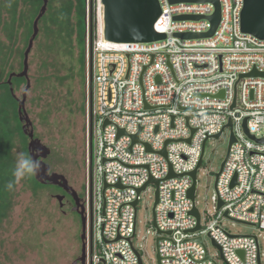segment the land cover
I'll return each instance as SVG.
<instances>
[{"label":"built area","instance_id":"2783aa9c","mask_svg":"<svg viewBox=\"0 0 264 264\" xmlns=\"http://www.w3.org/2000/svg\"><path fill=\"white\" fill-rule=\"evenodd\" d=\"M158 1L154 29L163 40L107 42L102 10L96 36L90 39L87 262L140 264L134 246L136 214L141 194L153 186L160 264H217L204 236L219 247L217 256L225 264H262L258 236L231 234L221 222L227 219L264 231V142H259L264 139V77H245L264 73V40L241 31L243 0H218L220 19L209 37L204 35L212 28V3ZM225 131L234 141L214 185L213 220L202 223L199 213L200 230L194 232L197 220L189 213L196 208V191L194 201L188 196L191 173L201 160L197 183L209 142Z\"/></svg>","mask_w":264,"mask_h":264},{"label":"rangeland","instance_id":"374dc122","mask_svg":"<svg viewBox=\"0 0 264 264\" xmlns=\"http://www.w3.org/2000/svg\"><path fill=\"white\" fill-rule=\"evenodd\" d=\"M93 0H85L86 22V70L88 71V50L90 44V23ZM95 18L98 22L101 15L99 0H95ZM24 6L22 9H26ZM59 4L53 3V10ZM47 12V9H46ZM46 14V13H45ZM1 17L7 14L1 12ZM25 16V14H22ZM45 16V15H44ZM71 22L75 19L70 16ZM35 17L19 20L17 35L19 40L11 47L10 40L0 24V41L10 49V58L5 66L8 73H19L22 70L23 52L32 34V23ZM74 25V23H73ZM45 24L39 22L38 34L34 40L28 57V77L31 88L27 91L25 110L31 121L34 137L49 148L50 155L45 163L58 175L64 176L68 185L82 195L87 171V108L88 84L82 89L81 79L75 75L63 83L51 76L47 48L51 38L46 35ZM71 43L76 44L75 32ZM20 50L22 57L17 54ZM76 51V50H75ZM64 57V56H63ZM62 60L68 63L65 57ZM0 67H3L1 65ZM67 64L59 71L60 77H66ZM10 73V74H11ZM26 81V80H25ZM26 82L13 84V95L21 99ZM3 92L0 90V93ZM70 104V105H69ZM85 104V113L82 112ZM73 111V112H72ZM11 114V112H10ZM16 121L10 122L9 130L4 128L10 139V154L12 172L16 163L17 152L27 153L28 139L14 131ZM228 131L219 139L209 142L203 164L197 173V190L195 196L196 208L201 214L202 223L213 220L215 196V175L226 155L228 147ZM93 157L96 153V142L92 144ZM89 153V151H88ZM95 161V158H94ZM13 180V179H12ZM29 177L21 180L12 191L5 196L6 210L0 219V264H71L80 251L81 224L76 215L70 213L65 205L61 206L55 195L61 193L44 186L35 188L29 182ZM154 203V187H150L140 196L136 214L134 246L139 251L143 264H156V232L152 224V206ZM222 226L231 234L258 236L262 264H264V231L257 228L223 220ZM208 252L215 257L217 264H225L218 251L207 236L203 237Z\"/></svg>","mask_w":264,"mask_h":264},{"label":"water","instance_id":"95a60500","mask_svg":"<svg viewBox=\"0 0 264 264\" xmlns=\"http://www.w3.org/2000/svg\"><path fill=\"white\" fill-rule=\"evenodd\" d=\"M195 1L197 0H169L170 3L195 2ZM204 1H208L212 3L214 6V13L212 16L209 17L212 28L210 32L204 35L206 37L207 36L209 37L213 34L219 22L220 6L218 0H204ZM42 2L43 4L32 23V34L23 52L22 70L19 73H11L8 77L7 84L9 85L10 91L13 95V90L10 82L11 79L13 77H16V78H24L26 80V85L22 91L21 99H18L13 95L14 99H16L17 101L18 121L21 124H23L21 129L22 133L25 136H27L29 139L27 144L28 155L35 156L38 153L39 154L38 158L45 159L49 155L50 150L49 148L44 146L38 139L34 138L33 131L32 129L29 128L31 126V121L27 116L25 110L26 95H27V91L30 88V80L28 77V57L32 50L34 40L38 34V30H39L38 24L46 13L48 0H42ZM99 4L102 8V31L105 41L115 44H138V43L155 42V41L163 40L165 38L163 34L157 33L154 29V24L160 16V5L158 0H99ZM178 19H193V17H181ZM240 28L244 34H249L259 40H264V0H243V8L240 15ZM89 35L91 39V33ZM193 36L200 37L199 35L197 36L181 35V37L183 38H188ZM88 67L90 73V69H91L90 59H89ZM257 76L264 77V73L257 74L252 72L245 77H257ZM89 105H90V92H89ZM227 126L230 127V122L228 123ZM243 127L245 129V124H243ZM26 129H28V131ZM219 136L220 134L216 135L215 138L217 139L219 138ZM249 138L253 139V137L250 135ZM133 141L134 142L137 141V135L133 137ZM233 141H234L233 136L232 134H230L227 152L220 165L219 172L215 175V182L228 157L229 148L230 145L233 143ZM259 142L260 143L264 142V139L260 140ZM206 143L207 141H205L204 143L202 156L204 155L206 150ZM160 153L164 156L166 154L165 150L161 151ZM200 163L201 160L199 162L197 169L199 168ZM41 164L42 167L40 169L39 174L34 176L36 181H38L40 184L49 183L51 185H57L64 192H67L71 195H76L74 190L68 185L67 180L64 178V176L58 175L56 173L49 174L48 164L44 163V161L43 162L41 161ZM197 169L191 173L193 184L191 189L189 190L188 196L192 201H194V194L197 187V183L195 179ZM171 176L172 173H169L168 177L170 178ZM153 183L157 187L158 182L153 181ZM105 188L106 186L104 187V189ZM144 188L145 186L139 189L138 193ZM157 201L158 198H157V189H156L154 193V203L151 209L152 224L154 228H155V206L157 204ZM137 202L138 199L133 203V205L136 206ZM221 206L222 203L218 201L216 206L217 210H219ZM78 214L80 216V224H81L80 241L82 242V250H81L82 256L80 260H82L85 256V236H86V217L84 215V211L82 207L80 210H78ZM189 215L194 216L197 220V227L193 231L194 232L199 231L200 215L198 210L194 207L189 213ZM240 224L253 227V225H249V224H244V223H240ZM159 240H160L159 237L156 238L155 248H157V243ZM196 241L199 242L200 244H203L201 238H197ZM210 241L212 246L219 251V247L212 240ZM155 250H156V254H155L156 264H160L159 254L157 253V249ZM237 253L240 256L242 255L241 251H238ZM136 254L139 257V253ZM206 259H208V256H206ZM220 259L223 261L221 255H220ZM140 264H143L141 259H140Z\"/></svg>","mask_w":264,"mask_h":264},{"label":"trees","instance_id":"16d2710c","mask_svg":"<svg viewBox=\"0 0 264 264\" xmlns=\"http://www.w3.org/2000/svg\"><path fill=\"white\" fill-rule=\"evenodd\" d=\"M53 3L59 4L57 10H53ZM42 0H0V24L3 25V31L6 37L10 40L11 47L19 40L17 35L19 28V20L26 17H36L41 8ZM93 9H95V0H93ZM26 6V9H22ZM92 9V17L90 23L91 40H94L96 36L97 21L95 18V10ZM22 14H25L23 16ZM73 16L75 21L71 22L70 16ZM85 0H48L47 12L45 16L40 20L45 24L46 35H50L51 44L47 48V54L49 63L45 65L49 67L51 76L57 78L60 82H64L67 79H73L75 75H78L81 79L82 89L87 83V70H86V22H85ZM75 32L76 44L73 46L71 43V36ZM6 43L0 41V219L5 214L6 199L5 196L9 193L6 190V184L13 179L12 166H11V154H10V139L7 135L12 134L10 129V122L14 119L16 124L14 125V131H16L22 139H26V136L22 133L20 122L17 118V101L14 99L9 85L7 84L10 73L6 76L5 66L10 58V49L5 47ZM76 50V51H75ZM17 54L22 57L20 50H16ZM68 59V63L62 60V57ZM63 57V58H64ZM67 64L66 77H60L59 71ZM11 86L13 84L18 85L21 82H26L24 78L13 77L11 79ZM13 88V87H12ZM31 88V85H30ZM29 88V89H30ZM70 105V104H69ZM82 112L85 113V104H82ZM11 112V114H10ZM73 112V111H72ZM4 128L7 130L5 132ZM29 182L35 188L44 187L33 176L29 177Z\"/></svg>","mask_w":264,"mask_h":264},{"label":"flooded vegetation","instance_id":"af4514ba","mask_svg":"<svg viewBox=\"0 0 264 264\" xmlns=\"http://www.w3.org/2000/svg\"><path fill=\"white\" fill-rule=\"evenodd\" d=\"M27 114V113H26ZM28 116V115H27ZM18 118V116H17ZM22 125L20 123V127L22 129ZM30 129H32V125L29 127ZM28 131V129H26ZM33 131V130H32ZM35 138V137H34ZM26 139H28V137L26 136ZM29 141V139H28ZM28 153V151H27ZM50 155V153H49ZM48 155V156H49ZM48 156L45 158V159H42V158H39L40 161H44L45 163V160L48 158ZM49 166V171L48 173L49 174H53L55 172H53L51 170V167L50 165ZM57 174V173H56ZM34 177V176H33ZM43 186H47V187H50L52 189H55L57 191H59L61 194L60 195H55L56 199L60 202V205L63 206L65 205V207L68 209V211L74 215L77 216V218L79 219L80 221V216L78 214V210L81 209V207L83 208V211H84V215H85V212H86V207H85V201H84V192L81 194H79L78 192L74 191L76 193V195H71L67 192H64L60 187H58L57 185H51L49 183H45V184H41ZM85 188V186H84ZM74 190V189H73ZM81 242V241H80ZM81 250H82V242L80 243V251H79V254L73 259V261L71 262V264H88L87 262V258H86V246H85V256L82 260L81 259ZM142 261V260H141Z\"/></svg>","mask_w":264,"mask_h":264},{"label":"clouds","instance_id":"9594fccd","mask_svg":"<svg viewBox=\"0 0 264 264\" xmlns=\"http://www.w3.org/2000/svg\"><path fill=\"white\" fill-rule=\"evenodd\" d=\"M38 155V153L33 156L24 152H17L16 163L12 172L13 180L6 184V190L12 191L21 180L39 174L42 164Z\"/></svg>","mask_w":264,"mask_h":264}]
</instances>
